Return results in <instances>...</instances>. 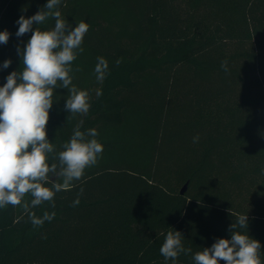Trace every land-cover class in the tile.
I'll return each instance as SVG.
<instances>
[{
    "label": "trees",
    "instance_id": "1",
    "mask_svg": "<svg viewBox=\"0 0 264 264\" xmlns=\"http://www.w3.org/2000/svg\"><path fill=\"white\" fill-rule=\"evenodd\" d=\"M46 3L28 0L25 17ZM59 10L73 27L89 25L70 74L90 109L69 114L67 89L54 90L47 138L58 152L77 125L95 128L103 153L54 208L33 209L55 212L50 222L0 209V264H173L160 254L170 230L192 250L176 264H194L196 252L230 239L240 214L264 261V0H62ZM30 37L10 42L7 69L0 58V87L20 70L17 48Z\"/></svg>",
    "mask_w": 264,
    "mask_h": 264
},
{
    "label": "clouds",
    "instance_id": "2",
    "mask_svg": "<svg viewBox=\"0 0 264 264\" xmlns=\"http://www.w3.org/2000/svg\"><path fill=\"white\" fill-rule=\"evenodd\" d=\"M61 3L62 0H47L34 15L27 18L21 15L16 21L19 25L16 36L31 32V37L24 47L17 48L20 70L10 73L0 87V209L9 205L20 207L36 227L50 222L56 214L45 211L38 217L33 209L45 203L54 208L56 194L69 190L75 181L81 180L85 170L96 165L103 153L95 128L81 131L77 125L58 152L47 138L54 90L67 89L65 110L69 114L84 115L90 109L88 91L77 88L70 74L72 63L83 52L89 25L81 21L73 27L59 10ZM49 19L54 20V27L47 30L39 27ZM9 36L7 30L0 32V44H7ZM120 62L117 60V65ZM226 64V61L221 64L225 71ZM10 65L11 60H5L3 68ZM94 74L101 83L109 74V64L104 57H97ZM96 95L99 97L102 92L97 90ZM198 140V136L193 138L194 143ZM50 157L57 162L50 164ZM82 194L83 188L73 206L79 205ZM29 196L30 201L25 199ZM229 231L230 239H217L210 248L196 252L194 264H220L221 261L224 264H264L261 243L248 235L247 214H240ZM182 238L179 231L167 232L160 247L165 260L176 264L181 253H191V248L184 247Z\"/></svg>",
    "mask_w": 264,
    "mask_h": 264
},
{
    "label": "rangeland",
    "instance_id": "3",
    "mask_svg": "<svg viewBox=\"0 0 264 264\" xmlns=\"http://www.w3.org/2000/svg\"><path fill=\"white\" fill-rule=\"evenodd\" d=\"M28 0H0V5L3 3L4 7H0V15L6 12L7 16H9V20L7 23H5V26H3L0 29V32L5 30H11V35L8 40V46H1L0 45V58H2L3 62L7 60L8 56L12 53L11 49H9V44L15 38L16 35H13V32L16 30V23L14 22V19L20 18L21 15L26 16L29 12L27 10L26 2ZM6 6V7H5ZM16 33V32H15ZM25 199H28L25 197ZM23 260V259H21ZM29 262H26V264H32L29 259H27ZM26 260V261H27ZM15 264H25L24 262H21L20 260H16Z\"/></svg>",
    "mask_w": 264,
    "mask_h": 264
},
{
    "label": "water",
    "instance_id": "4",
    "mask_svg": "<svg viewBox=\"0 0 264 264\" xmlns=\"http://www.w3.org/2000/svg\"><path fill=\"white\" fill-rule=\"evenodd\" d=\"M187 186H188V184L185 183V184L183 185V187L181 188V193H182V194L186 191Z\"/></svg>",
    "mask_w": 264,
    "mask_h": 264
}]
</instances>
